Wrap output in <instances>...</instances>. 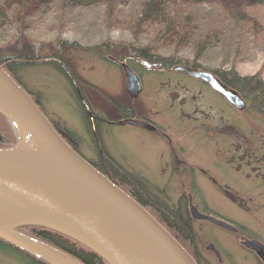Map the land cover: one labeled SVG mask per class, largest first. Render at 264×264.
<instances>
[{"label": "rangeland", "instance_id": "rangeland-1", "mask_svg": "<svg viewBox=\"0 0 264 264\" xmlns=\"http://www.w3.org/2000/svg\"><path fill=\"white\" fill-rule=\"evenodd\" d=\"M207 1L182 6V18L188 16L189 23L183 25L184 33L173 35L155 21H139L143 0H94L89 6L66 0H25L19 4L15 0H0V52L19 58L36 57L41 62L16 75L50 120L77 134L79 151L86 159L96 160L102 156L105 162L104 152L109 158L123 159L115 163L131 174V180L141 191L144 182L149 196L174 207L179 193L187 188L183 187V182L167 179L165 162H156L159 149L149 136L127 125L108 126L101 122L97 128L103 142V152L100 151L94 136L89 134V121L85 120L74 99L73 87L45 60L62 59L91 110L109 118L114 117L111 99L126 98L125 78L122 69L114 65L115 62L104 60L103 56L125 62L133 57V49L147 48L156 61L172 56L176 64L188 67L196 64V68L208 71L231 68L241 76L258 73L264 80V0ZM232 16L239 20L235 21ZM205 36L210 42L198 53L196 48ZM136 67L144 84L138 100L153 101L152 97L157 96L168 103L183 94L196 95L200 89L190 82V77L177 72ZM209 98L218 101L212 95ZM171 110L168 106L161 108L165 117H171L167 112ZM211 110L210 115H222L230 121L232 151L245 143L252 149L245 162H264V115L252 111L247 100L243 112L229 111L228 114L217 107ZM169 131L176 135L174 127ZM181 140L196 153L193 157L196 163L217 178L222 177L223 165L214 160L210 144L197 138L192 141L188 135ZM233 154L231 152V159ZM246 172L254 174L250 167ZM225 174L236 184L234 188L239 192L234 193L236 196L229 198L216 193L224 183L209 184L208 173L199 172L200 189L194 190L192 202L205 213L226 219L241 230L234 234L208 221L194 220L198 247L211 264H262L256 255L240 245L239 235L253 237L264 245V178L248 176L244 179L229 171ZM208 243H213L220 252V260L212 251L204 249ZM0 264L18 263L1 257Z\"/></svg>", "mask_w": 264, "mask_h": 264}, {"label": "water", "instance_id": "water-1", "mask_svg": "<svg viewBox=\"0 0 264 264\" xmlns=\"http://www.w3.org/2000/svg\"><path fill=\"white\" fill-rule=\"evenodd\" d=\"M131 98L142 91L138 74L120 65ZM173 71L202 80L243 110L245 102L211 71L177 64ZM0 114L18 131L14 148L0 149V240L47 264H83L63 251L15 230L36 226L64 235L107 264H196L176 239L135 199L111 182L64 141L31 95L0 65ZM128 123L149 127L136 120ZM193 220L236 231L229 222L200 213L189 200ZM264 264V245L241 239ZM218 260L213 243L205 245Z\"/></svg>", "mask_w": 264, "mask_h": 264}, {"label": "trees", "instance_id": "trees-1", "mask_svg": "<svg viewBox=\"0 0 264 264\" xmlns=\"http://www.w3.org/2000/svg\"><path fill=\"white\" fill-rule=\"evenodd\" d=\"M16 3H25V0H15ZM67 2L74 3L76 5L89 6L94 0H66ZM208 2L207 0H143L142 8L139 12L138 18L140 22L145 20L155 21L164 26V31L172 33L173 35H179L185 32L183 25L187 26L189 19L182 18L181 7L184 5H197ZM6 15V13H5ZM186 18V17H185ZM236 21L239 19L232 16ZM210 38L205 36L204 39L197 46V51L200 53L208 46ZM95 49V48H93ZM107 51V48L105 49ZM133 57L125 60V62L135 71L139 72L136 65H140L141 61L149 63L159 62L161 63L160 71L169 70L171 67L177 65L172 56L158 59H154L149 53L147 48L133 49ZM104 60L109 62L105 57ZM141 60V61H140ZM124 61V60H123ZM111 62V61H110ZM119 62V61H118ZM41 63L36 57L19 58L16 56H6L0 52V65L9 73L15 81L22 86L29 94L30 92L25 88L22 82L18 79L16 73L22 69L30 67L34 64ZM46 64H52L57 70L65 77V80L73 87L74 99L79 104V110L85 117V120L89 121V131H97L98 126L101 123L102 116L94 113L91 108L89 114L84 106L87 104L86 98L79 87V84L75 80L74 76L68 71L65 63L58 57H52L45 60ZM44 63V64H45ZM116 66L119 64L115 62ZM193 64L192 67H195ZM120 68V67H119ZM228 88L235 90L238 94L248 102V107L259 114L264 115V80L256 73L250 76H241L234 69L229 70H211ZM77 87V88H76ZM31 95V94H30ZM32 97V96H31ZM35 100L37 106L44 113L39 105V102ZM84 102V104H83ZM88 105V104H87ZM89 107V105H88ZM246 107V106H245ZM46 116V114L44 113ZM47 117V116H46ZM48 118V117H47ZM48 120L53 124V127L58 134L68 143L71 148L85 158L79 151L78 142L79 137L77 134L61 124ZM84 124L86 125L84 119ZM18 144V131L16 127L4 118L0 114V149H10L16 147ZM102 156H100V159ZM86 159V158H85ZM103 161L86 159L94 168L105 175L111 182L122 189L125 193L130 195L138 203L145 207V209L176 239V241L190 254L196 264H211L208 259L204 257L201 250L198 247V240L196 238L195 230L193 227L194 220L190 217L186 210V200L181 198L174 207H168L156 198L149 196L146 186L143 183L144 190L141 191L138 185L131 179V174L122 170L115 162L111 161L105 152L103 153ZM139 180V179H138ZM150 207H148V206ZM19 229L34 230V239L51 245L64 253L71 255L83 264H107L95 253L81 245L80 243L54 231L44 229L36 226H25ZM34 264H47L42 259L34 256Z\"/></svg>", "mask_w": 264, "mask_h": 264}, {"label": "flooded vegetation", "instance_id": "flooded-vegetation-1", "mask_svg": "<svg viewBox=\"0 0 264 264\" xmlns=\"http://www.w3.org/2000/svg\"><path fill=\"white\" fill-rule=\"evenodd\" d=\"M107 59L111 62H117L119 64L118 65L119 67L121 63L124 62V61L118 62V60L113 58L112 56L107 57ZM139 64L140 67L147 69L150 68L160 69L161 67V63L159 62L149 63V62L141 61ZM173 67H171L169 70L166 71L175 72L172 70ZM189 67L193 70L199 69V68H194L192 66ZM162 72H164V69ZM136 73L138 74L142 84V91L140 93L141 95L144 89V84L141 79V74L138 72ZM177 73L181 74L179 72ZM184 76L190 77V82L193 81L194 84L200 87V89L197 92H195L196 95L189 97L183 94L184 96L181 95L177 99H170L168 103L163 102L160 99V97L157 96L152 97L154 98L153 101L151 100L141 101L138 100L140 95L137 98H131L127 93L124 85V90L126 94L125 100L111 99L114 103L113 105L114 117L109 118L101 115L102 116L101 122L108 126L121 127L127 125L140 131L141 133H143V135L149 136L151 142L154 143L159 149L158 151L159 161L156 162H160V163L165 162L164 172H166L167 174L168 177L167 179L168 180L174 179L177 182H183V187L187 188L179 193L178 200H180L181 198H184L186 200V210L188 214H190L189 200L190 199L192 200L194 196L193 194L194 190L200 189L199 182L197 179L199 172L208 173L207 175L208 183L210 182L216 185V183L218 184L220 183V181L223 182L224 185L223 186L221 185L220 186L221 188L220 189L218 188L219 191L217 190L216 193L219 192L225 195L226 197L231 198V196H236L234 193L238 194L239 192H237V190L235 189L236 184L233 183V179L231 177H226L225 172L227 171L232 172L233 174L244 179H247L248 176H250L249 178L255 177L254 179L256 178L260 179L261 177L264 178V162H254L253 164L252 162H245V157H247L248 151L250 152L252 150L251 148L248 149V146L245 143L244 144L240 143L239 147L233 149L232 151L230 145V138L232 136L230 133V128H231L230 121L227 120V118L225 119L224 116L222 115L209 114V112L211 113L212 111L211 108L213 107H217L221 109L224 113L228 112V114L229 111L230 112L237 111V113H239L241 111L243 112L244 109L238 110L237 108L229 104L220 93L212 89L204 81L195 79L188 75H184ZM223 84L228 89L227 85L225 83ZM186 92H190V90H187ZM193 92L194 91H192V93ZM211 95L217 98L218 101L217 102L211 101L209 98V96ZM198 100H202V101L200 102ZM243 100L246 106V100L244 98ZM203 104H206L207 106H204ZM84 106L87 112L90 114L91 113L90 107H88L86 103L84 104ZM167 106L172 109L171 111H167L170 112L169 115H171V117H165L162 114L161 108L166 109ZM124 120H136L146 124L149 127H143L140 125H133L128 123L121 124V122ZM172 127L175 128V132H176L175 136L171 134L169 131ZM98 132L99 131H93L88 133L91 134L90 136H94V142L98 146V149L101 151L103 149L102 146L103 142L100 133ZM187 135L191 136L192 141H194V138H197L199 140H203L204 144L211 145L210 149L212 150L214 160L216 162H221L223 165V170L221 174L222 177L217 178V176H215L212 172L210 173L208 170L206 171L198 163H196L197 161L193 159L196 153L192 148H188L184 143H182L181 140V138H184V136L187 137ZM98 136L99 138L96 139V137ZM236 138L238 140H241L240 136L238 135L236 136ZM231 152L234 153L232 159H231ZM227 156L229 157V159H227ZM98 158L99 159L96 158L97 161H102L100 159V156H98ZM122 160L123 159H118L115 157L111 158L112 162H122ZM248 167H250V172L254 174L250 175V173L246 172V168ZM226 178L228 180H225ZM210 187L213 188L212 185H210ZM193 205L197 208V210L200 213L211 215L210 213H205L204 209L200 210L198 206L195 205L194 203ZM218 219H222V218L218 217ZM222 220L227 221L226 219H222ZM232 225L235 226L236 228V231H234L233 233L238 234L241 230V227H238L234 224ZM16 231L24 236L34 239V230L19 229ZM242 238H246L250 240L255 239L253 237H246L243 235H239V243L241 246H243L241 244ZM245 249L254 254L253 251L247 248ZM1 257L13 260L18 264H22V263L34 264V255L26 251H23L20 248L4 240H0V258Z\"/></svg>", "mask_w": 264, "mask_h": 264}, {"label": "bare ground", "instance_id": "bare-ground-1", "mask_svg": "<svg viewBox=\"0 0 264 264\" xmlns=\"http://www.w3.org/2000/svg\"><path fill=\"white\" fill-rule=\"evenodd\" d=\"M144 62H146V61H144ZM126 63V62H125ZM121 68V67H120ZM1 207V206H0ZM1 212V211H0ZM18 229V228H17ZM16 231V230H15ZM17 232V231H16ZM262 263V262H261ZM263 264V263H262Z\"/></svg>", "mask_w": 264, "mask_h": 264}]
</instances>
